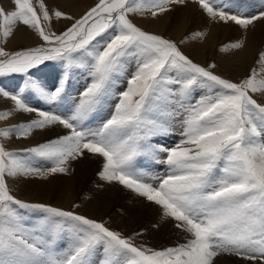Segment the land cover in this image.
I'll list each match as a JSON object with an SVG mask.
<instances>
[{"label": "snow or ice", "instance_id": "1", "mask_svg": "<svg viewBox=\"0 0 264 264\" xmlns=\"http://www.w3.org/2000/svg\"><path fill=\"white\" fill-rule=\"evenodd\" d=\"M194 2L211 20L233 22L245 31L264 19V11L243 16L214 0ZM186 3L98 0L79 18L50 10L45 0H14L12 11L0 6V77H24L15 92L0 87V96L14 104L12 111L0 112V121L14 113L36 114L0 129V264H93L97 250L99 264H215L223 256L264 264V50L256 66L234 81L218 74L215 62L205 66L190 58L180 47L184 40L145 30L130 18L156 19ZM61 19L72 23L57 33L53 21ZM18 24L34 30L43 43L6 50ZM206 35L195 32L192 39ZM244 47L239 39L221 51ZM46 62L61 65L51 83L33 72ZM75 70L89 78L78 98L70 95ZM124 80L126 88L118 90ZM29 97L65 110H42ZM175 119L182 128L178 142L152 143L170 133ZM57 126L66 133L35 146L10 151L3 142ZM86 156L102 158V181L159 206L162 218L191 239L159 250L138 246L133 236L103 221L13 194L10 179L68 175L71 162ZM141 157L166 166L164 174L138 167ZM28 212L43 215L26 226Z\"/></svg>", "mask_w": 264, "mask_h": 264}, {"label": "rangeland", "instance_id": "2", "mask_svg": "<svg viewBox=\"0 0 264 264\" xmlns=\"http://www.w3.org/2000/svg\"><path fill=\"white\" fill-rule=\"evenodd\" d=\"M12 1H13L14 9H15L14 0H12ZM253 1L254 0H214V3L217 7L223 8L224 10L229 11L233 14H238V12H236V10H235L236 7L242 5L243 2H246V6H245L246 9H244V11H243L244 15H246L247 13L250 12L251 8L249 6L253 4L252 3ZM33 2L35 4V3H37V0H33ZM260 2H261V0H257V3L260 4ZM45 3L48 5L47 0H45ZM96 3H98V0L96 1ZM95 4L92 5L91 7L95 6ZM229 7H230V9H229ZM49 9H50V7H49ZM59 10L65 11L67 14L72 15L76 18H79L85 12H87V11H85L80 16H75L76 14H74V12H72L70 10V6H68L67 8H64V9H59ZM240 12L241 11H239V13ZM257 13L259 14V12H255L252 15H256ZM134 16H135V14H130V18L133 20V22L136 23L137 25H139L135 21ZM71 23H72V21L63 20V19H61L57 22L54 20L53 21V30L56 31L57 33H59L61 31L65 30L66 27L70 26ZM32 31L38 36V34L34 30H32ZM166 38H168V37H166ZM40 41H41L40 44H42L43 41L42 40H40ZM230 43H232V42H230L229 40H227L226 42H221V43H219V46H220L219 48L222 49L223 47H225L226 45H228ZM40 44H38V45H40ZM21 48L22 47H20L19 49H21ZM6 50H8V49H6ZM10 50L11 49H9L8 51H10ZM262 50H264V42H262V45H261L259 52ZM221 52H223V51H221ZM223 53H227V52H223ZM257 56H258V53L256 55V59H257ZM213 62L214 61H212L211 63H213ZM254 64L252 67L256 66ZM33 72L36 74V76L44 78L51 83V82L55 81L56 77L60 74L61 65L58 62H46L45 65L40 66L39 69L33 70ZM218 74H219V72H218ZM247 74L248 73L243 75V77H245ZM225 77L230 78L227 76H225ZM230 79H233V78H230ZM23 80H24V77L22 75H19V74H13V75L7 76V77H0V87H3L8 91L15 92L19 87L23 86ZM233 80L238 81L235 79H233ZM88 82H89V78L86 77L85 73L82 70H75L73 75H72V81H71V88H70L71 97L72 98H78L79 93L84 89L85 85ZM126 86H127L126 80H124V81L119 83L118 90H124L126 88ZM197 95H199V92L197 93ZM3 98H5V97H3ZM28 102L32 106L40 108L42 110H49L50 107L52 108L53 111H58L61 113L65 110L64 108L58 109L56 107L49 106V105L43 103L42 101L36 99L35 97H29ZM113 103H115V101H113ZM1 111L5 112V111H11V110L0 108V112ZM111 111H112L111 107L107 108L102 113L103 118L104 119L108 118V116H110V114H111ZM34 118H36V114L34 116H32L31 118H28L27 120H22L23 122L19 121L17 123H13L11 125L10 124H3L4 121H1L0 122V129L6 128V127H11L12 125L24 123L26 121L28 122ZM99 119H100V117L94 118L91 121L92 125L95 126L99 122ZM57 128H59V126H57ZM51 131H53V129ZM65 131H67V130L60 127L59 133L57 132V134H56L55 132H51V133H48L46 135H43L44 137L42 136L38 140H31L30 139L31 141L29 143L26 142V145L25 144L20 145L19 148H13L12 149V147H16L18 145H13V146L8 145V140L18 139L15 136L11 137L7 141L3 140V142L5 143L6 147L8 146L7 147L8 150H10V151L11 150H19V149H24L27 147L35 146L38 143H42L48 139L55 138V136L58 134H65L66 133ZM181 131H182V128L180 125V119H175L172 121V127H171L170 133L166 136L153 137L152 143H161V144H164L166 146H171V145L175 144L176 142H178V140L181 138V135H180ZM31 137H33V136H31ZM88 157L91 158L92 160H94L95 163L93 161H90V162L87 161L86 162V159H84V158L81 160H78V161H73V162H71V170H70V174H68V175L57 174L55 176L48 178L47 180H42V179H38V178H29V179L19 178L16 180L10 179V187L12 189V192L18 199H21V200H25V201L33 202V203L50 204L54 207H61L65 210H74V211H77L81 214L87 215L90 218H94V219L103 221L107 224V226H109L110 228H112L114 230H118V231L122 230L121 232L125 236H133L135 238V243L138 246L142 245V246H146L149 248L159 250V249H164L167 247H175L179 244L186 243L188 239H191V236L188 233L184 232L186 235L185 234L184 235L179 234V235H181V236H179L175 232H173V229L169 228V225H167V223H168L167 218L163 221V223L160 224L159 227H156L157 224H152L153 223V215L150 214L149 208L151 207V205L153 206L155 204L150 203V202L146 201L145 199L136 196L135 193L131 192L130 190L123 188L122 186H120L118 184L109 185L106 182L102 181L98 176V173L102 168V166H101L102 165V158H100V157L97 158V157H92V156H86L85 158H88ZM34 163L42 164L45 167L49 166L48 164H45L44 162H41V161H34ZM95 165H96V167H95ZM98 165H100V166H98ZM137 165H138V167L149 172L153 176L163 175L165 172V168H166V166H164V165H159V164L153 163L150 159H148L146 157L138 158ZM80 168H81V172L79 171ZM78 171H79V173H78ZM88 173H89L88 176H90L89 180L87 177ZM95 176L98 177L101 182L99 180L97 181ZM69 179H72L71 181L73 183L69 182ZM90 187L95 188V190H93V192L91 191L92 194L90 192L89 193L87 192V190ZM98 189H99V191H98ZM68 199L73 200L74 206L72 204H70L69 207H65V206L63 207L62 203ZM136 199H137V201L139 200V202H137ZM129 203H131V204H129ZM76 205H79V208L75 207ZM148 205H150V207H148ZM82 208H84V210H82ZM42 215L43 214L39 213V212L25 213L26 226L33 225ZM164 227H167V229H165ZM126 228H128V230ZM162 230H163V232H162ZM131 231H132V233H131ZM148 231H149V233H148ZM145 232H147L150 235H151V232H154V235L152 236V238H149V239H146L144 237L139 239V237L136 236V233H142L144 235ZM143 235H140V236H143ZM63 244H64V241H61L60 244L57 245V247L61 248L63 246ZM100 260H101V251L97 250L93 264H99ZM215 261H216V259H215ZM249 264H252V263H249Z\"/></svg>", "mask_w": 264, "mask_h": 264}, {"label": "bare ground", "instance_id": "3", "mask_svg": "<svg viewBox=\"0 0 264 264\" xmlns=\"http://www.w3.org/2000/svg\"><path fill=\"white\" fill-rule=\"evenodd\" d=\"M96 1L97 0H47V3H48V6L50 7V10L64 9V8H67L68 6H70V10L72 12H74V14H76L75 16H80L85 11H88V9L92 5H94L96 3ZM252 3L253 4L249 6L251 8L250 12L247 13L246 15H244V12H243L244 9H246V7H245L246 2H243L242 5L236 7V9L235 8L234 9L236 10V12H238V14H241V15L243 14V16H250V15L254 14L255 12L264 11V0H261L260 4L257 3V0H254ZM0 6H2L6 11L14 10V5H13L12 0H0ZM229 9H230V7H229ZM239 11H241V12L239 13ZM134 19L145 30L164 35L168 38H171V39L177 41L178 43L181 40H184L185 43L181 44L180 46H181L182 50L189 57L194 59L196 62L201 63L202 65H207V64L211 63L212 61H214L218 65L217 72H219V74L233 78L235 80L241 79L243 77V75H245L246 73L249 72V70L251 69V67L255 63L256 55H257V53H259L262 42H264V19L255 21L254 25L249 26V29L247 31H245L240 26L235 25L233 22L224 23V22H216V21L211 20L207 16V14L199 7V5L194 2V0H187V3L185 5L176 6L173 11L166 13L163 16L158 17L156 19H153L150 14L145 15V16L135 14ZM200 31L207 33V35L205 37H203L202 39H192L193 34L195 32H200ZM239 39L245 40V47L244 48L239 49V50H232V51H229L227 53H223L225 51L221 52V48H219L220 47L219 43L226 42L227 40H229L230 42L233 43ZM40 40H41L40 37L37 36L32 31V29H29L27 26H24L22 24H18L16 26V31H15L13 37H11L8 40L7 44H5L4 47H5V49H8V50L11 49L10 51H16V50H20L19 49L20 47H22L21 49H23V48H27V47L39 46L38 44L41 43ZM0 108L1 109H3V108L9 109L12 111L14 109V104L10 99L3 98L0 96ZM1 112H3V111H1ZM34 115H35V113H33V114L14 113L13 116L10 117L8 120H4L3 124H10L11 125V124L17 123L19 121L23 122L22 120H27L28 118H31ZM59 130H60V127L54 128L53 131H51V130L37 131L36 133L33 134V137H30L27 139H11V140H8V145L9 146L18 145L16 147H12V149L13 148H19L20 145H24V144L26 145V142L29 143L31 140H38V139H40V137H42L43 135H46L48 133L55 132L57 134V132L59 133ZM97 158H99V157H97ZM84 159H86V162L87 161L88 162L93 161L95 163V161L89 157L84 158ZM98 166H100V165H98ZM95 167H96V165H95ZM79 171L81 172V168ZM79 171H78V173H79ZM88 175H89V173L87 174V177L89 180L90 176H88ZM71 180L72 179H69V182H72ZM96 180L98 181L99 178L96 177ZM99 189H98V191H99ZM93 190H95V188L90 187L87 190V192L91 193V191L93 192ZM136 201H137V199H136ZM137 202H139V200ZM70 204H72L74 206L73 200L68 199L62 203L63 207L64 206L69 207ZM129 204H131V203H129ZM150 205H148V207H150ZM82 210H84V208H82ZM149 210H150L149 211L150 214L153 215V223L152 224H157L160 226V224L163 223V221L166 219V218H162L161 208L159 206H156V205H153V206L151 205ZM167 222H168L167 225H169V228H172L173 232H175L177 235H179V234L184 235L186 233V232L184 233V231H182L180 229H177L174 226L175 222L173 220H171L170 218H167ZM167 227H164V228L167 229ZM126 229L128 230V228H126ZM162 232H163V230H162ZM131 233H132V231H131ZM148 233H149V231H148ZM148 233L145 232L144 235L142 234L143 236L139 235L138 236L139 239L142 237H144L146 239L152 238V236L154 235V232H151V235ZM181 235H179V236H181ZM238 263L239 264H249L252 262H246L241 258L229 257V256L218 257V258H216V261H215V264H238ZM256 264H259V262H256Z\"/></svg>", "mask_w": 264, "mask_h": 264}]
</instances>
